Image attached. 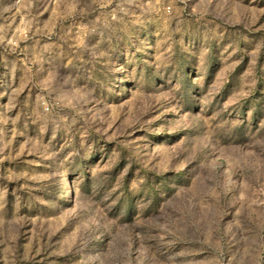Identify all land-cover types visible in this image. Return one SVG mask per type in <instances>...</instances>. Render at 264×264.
<instances>
[{
	"label": "rangeland",
	"instance_id": "1",
	"mask_svg": "<svg viewBox=\"0 0 264 264\" xmlns=\"http://www.w3.org/2000/svg\"><path fill=\"white\" fill-rule=\"evenodd\" d=\"M0 264H264V0H0Z\"/></svg>",
	"mask_w": 264,
	"mask_h": 264
}]
</instances>
